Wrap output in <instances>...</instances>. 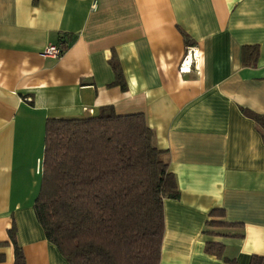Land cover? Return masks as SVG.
<instances>
[{
    "label": "crops",
    "instance_id": "1",
    "mask_svg": "<svg viewBox=\"0 0 264 264\" xmlns=\"http://www.w3.org/2000/svg\"><path fill=\"white\" fill-rule=\"evenodd\" d=\"M104 107L142 114L176 179L159 264L264 256V137L245 115L264 116V0H0V264L10 232L25 264H67L33 210L45 123ZM214 210L242 236L204 234Z\"/></svg>",
    "mask_w": 264,
    "mask_h": 264
},
{
    "label": "trees",
    "instance_id": "2",
    "mask_svg": "<svg viewBox=\"0 0 264 264\" xmlns=\"http://www.w3.org/2000/svg\"><path fill=\"white\" fill-rule=\"evenodd\" d=\"M114 84L124 87L118 73ZM245 115L264 137V116ZM179 197L166 152L154 145L142 114L116 115L104 107L89 118L46 120L33 210L45 239L67 264H159L164 201ZM209 216L204 234L242 236L230 232L239 226L224 222L223 211ZM9 236L14 264H25ZM207 252L218 255L221 246L208 244ZM249 264H264V256H252Z\"/></svg>",
    "mask_w": 264,
    "mask_h": 264
},
{
    "label": "built area",
    "instance_id": "3",
    "mask_svg": "<svg viewBox=\"0 0 264 264\" xmlns=\"http://www.w3.org/2000/svg\"><path fill=\"white\" fill-rule=\"evenodd\" d=\"M63 51L61 49L60 46H57V45H48L44 51L41 53V56L42 57H48V58H52V59H58L60 58V56L62 55ZM193 64V61L191 59V55L190 53L188 52L184 59L182 60L181 62V65H180V71L182 73H188L191 71V66Z\"/></svg>",
    "mask_w": 264,
    "mask_h": 264
}]
</instances>
